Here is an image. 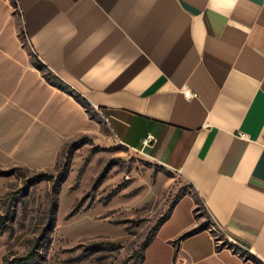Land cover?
Returning a JSON list of instances; mask_svg holds the SVG:
<instances>
[{
	"label": "crops",
	"instance_id": "1",
	"mask_svg": "<svg viewBox=\"0 0 264 264\" xmlns=\"http://www.w3.org/2000/svg\"><path fill=\"white\" fill-rule=\"evenodd\" d=\"M91 133L190 186L140 264H264V0H0V166Z\"/></svg>",
	"mask_w": 264,
	"mask_h": 264
},
{
	"label": "rangeland",
	"instance_id": "2",
	"mask_svg": "<svg viewBox=\"0 0 264 264\" xmlns=\"http://www.w3.org/2000/svg\"><path fill=\"white\" fill-rule=\"evenodd\" d=\"M19 35L28 47L23 29ZM189 188L141 153L94 133L69 141L52 170L0 166V264H137L144 243ZM217 232L222 245L230 244Z\"/></svg>",
	"mask_w": 264,
	"mask_h": 264
},
{
	"label": "trees",
	"instance_id": "3",
	"mask_svg": "<svg viewBox=\"0 0 264 264\" xmlns=\"http://www.w3.org/2000/svg\"><path fill=\"white\" fill-rule=\"evenodd\" d=\"M44 68H46V69H48L47 67H46V65H44L43 63H41V65H40V69H44ZM61 87H63L62 85H61ZM64 88V87H63ZM85 104H88V102L87 101H85ZM89 105V104H88ZM181 197V196H180ZM180 197H178L176 200H175V202L180 198ZM175 202H174V204H175ZM171 210H172V207H171V209H170V211L160 220V222H159V224H158V226H160L165 220H167V218L169 217V215H170V213H171ZM157 226V227H158ZM156 227V228H157ZM155 231H156V229H155ZM155 233V232H154ZM154 233H153V235H154ZM153 235L144 243V245H143V253H142V255H141V257H140V259H139V261H138V263L137 264H140L141 262H143V260H144V250H145V248L147 247V245L150 243V241L152 240V238H153Z\"/></svg>",
	"mask_w": 264,
	"mask_h": 264
},
{
	"label": "built area",
	"instance_id": "4",
	"mask_svg": "<svg viewBox=\"0 0 264 264\" xmlns=\"http://www.w3.org/2000/svg\"><path fill=\"white\" fill-rule=\"evenodd\" d=\"M185 95H186V97H193L194 96V94L191 93V91H189V90L185 91ZM152 139H153V137L151 135H148L146 138V143H149ZM215 230L221 232L220 227H216Z\"/></svg>",
	"mask_w": 264,
	"mask_h": 264
}]
</instances>
